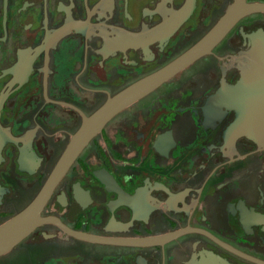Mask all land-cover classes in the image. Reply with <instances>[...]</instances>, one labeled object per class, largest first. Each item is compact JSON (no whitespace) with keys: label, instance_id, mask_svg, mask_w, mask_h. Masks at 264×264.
Segmentation results:
<instances>
[{"label":"flooded vegetation","instance_id":"flooded-vegetation-1","mask_svg":"<svg viewBox=\"0 0 264 264\" xmlns=\"http://www.w3.org/2000/svg\"><path fill=\"white\" fill-rule=\"evenodd\" d=\"M233 1L0 0V225L35 199L83 116L194 45ZM259 33L264 13L240 19L111 119L55 185L48 221L0 264H264V137L243 133L261 92L235 93Z\"/></svg>","mask_w":264,"mask_h":264},{"label":"water","instance_id":"water-1","mask_svg":"<svg viewBox=\"0 0 264 264\" xmlns=\"http://www.w3.org/2000/svg\"><path fill=\"white\" fill-rule=\"evenodd\" d=\"M255 13H264V4H249L245 0H234L217 23L194 45L160 69L127 86L112 97H108L90 116H83L80 127L71 136L35 199L20 213L0 225V257L16 247L41 223L48 221L41 219L40 212L55 185L86 145L102 131L111 119L132 104L148 96L199 59L209 55L211 50L240 19ZM249 40L251 61L243 71L238 83L241 87L235 89V93H238L245 84L259 87L261 95L258 96V101L250 105L255 117L250 125L243 130V133L248 137H257L256 139L259 140L264 137V33L251 36ZM175 235L172 234L167 238ZM76 237L92 242H104L93 237H82L81 235H76ZM155 240L147 238L116 242L127 245H149ZM106 242L114 243V241L109 240H106Z\"/></svg>","mask_w":264,"mask_h":264}]
</instances>
